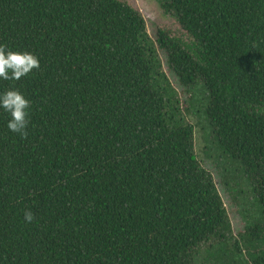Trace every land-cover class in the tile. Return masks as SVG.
Here are the masks:
<instances>
[{
  "label": "trees",
  "instance_id": "trees-1",
  "mask_svg": "<svg viewBox=\"0 0 264 264\" xmlns=\"http://www.w3.org/2000/svg\"><path fill=\"white\" fill-rule=\"evenodd\" d=\"M191 50L158 31L180 85L198 80L216 146L258 206L235 235L194 154L142 15L121 0H0V44L39 68L0 91L31 102L27 134L0 110V264H264V0H166ZM33 221L26 223L24 212Z\"/></svg>",
  "mask_w": 264,
  "mask_h": 264
},
{
  "label": "rangeland",
  "instance_id": "rangeland-1",
  "mask_svg": "<svg viewBox=\"0 0 264 264\" xmlns=\"http://www.w3.org/2000/svg\"><path fill=\"white\" fill-rule=\"evenodd\" d=\"M121 1L138 10L143 17L146 32L159 61V71L164 74L175 91L183 120L192 124L194 128V154L201 166L212 176L225 205L232 231L238 235L258 212L253 193L238 164L221 153L216 146L209 123L202 112L208 100L202 82L198 80L190 87L180 85L177 77L168 67L166 52L159 47L156 37L158 31L166 32L190 50L193 40L178 24L173 12L163 10L162 4L166 0ZM215 256V246L208 241L200 248L197 255L198 263L218 264Z\"/></svg>",
  "mask_w": 264,
  "mask_h": 264
},
{
  "label": "clouds",
  "instance_id": "clouds-1",
  "mask_svg": "<svg viewBox=\"0 0 264 264\" xmlns=\"http://www.w3.org/2000/svg\"><path fill=\"white\" fill-rule=\"evenodd\" d=\"M39 68L38 57L29 52L13 50L0 44V80H19L34 69ZM30 100L16 88L0 91V110L8 114L7 129L26 136L30 116ZM23 219L31 223L34 219L31 211H25Z\"/></svg>",
  "mask_w": 264,
  "mask_h": 264
}]
</instances>
